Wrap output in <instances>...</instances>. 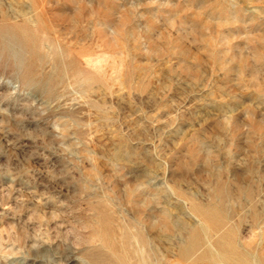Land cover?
I'll list each match as a JSON object with an SVG mask.
<instances>
[{"label":"rangeland","instance_id":"obj_1","mask_svg":"<svg viewBox=\"0 0 264 264\" xmlns=\"http://www.w3.org/2000/svg\"><path fill=\"white\" fill-rule=\"evenodd\" d=\"M0 264H264V0H0Z\"/></svg>","mask_w":264,"mask_h":264},{"label":"bare ground","instance_id":"obj_2","mask_svg":"<svg viewBox=\"0 0 264 264\" xmlns=\"http://www.w3.org/2000/svg\"><path fill=\"white\" fill-rule=\"evenodd\" d=\"M223 193H224V192H223ZM207 227H208V226H207ZM190 244H191V243H190ZM185 246L187 247L188 245L186 244ZM188 248H189V247H188ZM185 251H186V250H185ZM188 251H189V249H188ZM187 253H188V252H187ZM187 253H186V254H187ZM140 254H141V253H140ZM144 260H145V259H144ZM145 261H146V260H145Z\"/></svg>","mask_w":264,"mask_h":264}]
</instances>
